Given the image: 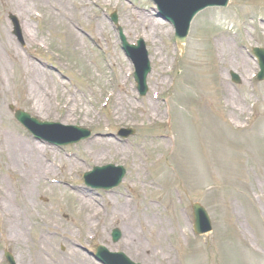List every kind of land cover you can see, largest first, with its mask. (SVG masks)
<instances>
[{
    "label": "rangeland",
    "instance_id": "rangeland-1",
    "mask_svg": "<svg viewBox=\"0 0 264 264\" xmlns=\"http://www.w3.org/2000/svg\"><path fill=\"white\" fill-rule=\"evenodd\" d=\"M71 2L78 7L80 0ZM87 2V18L76 21L86 35L82 41L85 50L76 52L72 40L61 35L66 23L52 24L47 9L37 7L36 0H30V17L10 8L9 0H0V42L4 40L1 30L5 28L23 58L31 55L46 63L51 69L50 89L55 93L54 108L43 115L35 114L16 72L12 95L5 107L7 117L0 119V125L5 128V134L12 133L24 142L51 148L45 157L50 162L55 160L58 167L59 161L73 156L81 159L71 169L70 176L64 177L61 170H56L59 176L54 180L58 184L48 192H41L42 187L38 189L36 211L40 213L41 209L52 207L58 219H50L51 223L32 221L29 247L37 244L41 233L51 227L57 231L51 245L57 253L66 254L68 245L60 235L72 228L77 236L75 249L98 264L102 263L91 254L98 245L123 252L135 263L147 264L144 257L123 245L126 228L117 221L102 222L98 231L86 236L77 223L80 214L77 200L72 196L79 190L91 191L102 208H109L110 200L118 204L131 201L138 213L151 205L154 209L139 219L137 232L142 235L143 248L159 253V263L166 255V261L161 264H252L253 261L264 264V81L257 80L259 66L252 53L255 47L264 48V0H230L227 8L205 9L193 20L182 47L175 42L173 26L157 18L150 0ZM38 11L46 15L44 21H37ZM114 12L129 43L140 38L146 41L152 72L144 97L137 91L135 69L123 53L117 27L111 22ZM11 14L20 21L24 46L13 34ZM96 16L105 28L103 37L95 33ZM138 17L155 20L161 29L149 34L147 28L137 25ZM28 25L38 35L35 40L39 46L28 42L25 36ZM222 37L230 39L234 50L239 48L248 57L249 65L240 66L239 61L233 67L227 65L223 47L217 41ZM93 38L100 42L101 48L92 42ZM85 51L87 57L82 56ZM234 74L238 82H234ZM222 78L237 101L239 111L235 114L226 105ZM120 90L127 93L128 101L138 109L115 122L111 95L119 94ZM63 95L69 99L73 95L81 104L69 123L64 122L65 117L61 118ZM107 97H111V102L104 108ZM228 101L232 103L231 98ZM151 103L164 112V118L150 124L141 118V113ZM11 106L41 121L89 129L92 135L78 144L60 147L36 141L15 120ZM242 109L243 114L239 113ZM128 128L135 129L133 137L118 136L120 129ZM93 138L119 141L125 152L118 156L102 153L100 162H95L85 154V144ZM97 150L92 148L90 154ZM188 151L190 155L183 154ZM185 155L189 158V174L183 173L186 178L179 171L180 159ZM107 164L125 168L127 174L122 184L109 192L86 187L84 173ZM7 182L10 194L18 202L20 194L15 188L20 184L18 176L7 177L0 165V188L7 187ZM258 184L259 189L255 190ZM193 203L202 205L211 217L213 231L207 236L198 237L193 232ZM236 213L241 218L240 226L236 224L239 220ZM114 229L122 233L119 242L112 239ZM7 251L18 264L21 261L32 264L28 259L21 260L20 252L6 241L5 232L0 229V264H8L4 258Z\"/></svg>",
    "mask_w": 264,
    "mask_h": 264
},
{
    "label": "bare ground",
    "instance_id": "bare-ground-1",
    "mask_svg": "<svg viewBox=\"0 0 264 264\" xmlns=\"http://www.w3.org/2000/svg\"><path fill=\"white\" fill-rule=\"evenodd\" d=\"M71 1L36 0L35 5L47 9V15L52 24L66 23L64 36L72 40L71 45L76 52H81L85 50L82 43L84 34L79 30L76 21H82L87 18L86 4L88 2L87 0L85 2L80 0L78 7H74ZM8 6L23 13L24 16H31L30 0H9ZM137 25L147 28L149 34L158 33L161 29L155 20H151L148 17H138ZM95 28V33L98 35H101L105 30L100 21L97 22ZM25 31L28 42L34 44L35 38L38 35L31 31L30 25L25 27ZM1 33L4 35V40L0 42V119L7 117L5 107L12 95V86L15 84L16 72L19 73L20 81L27 91L26 100L30 104L31 110L40 115L52 110L54 108L55 93L50 89L52 84L51 69L41 61H34L32 56L23 58L18 47L7 35V30L2 28ZM101 36L103 37V35ZM103 39H99V41ZM217 41L219 47H223L222 54L227 65L233 67L237 61L240 62V66L249 65L248 57L239 48L234 50L230 39L222 37L217 39ZM95 44L101 48L100 42L98 43L97 41ZM82 56L87 57L86 51L82 53ZM121 82L124 83L122 78ZM220 84L227 98L226 105H230L232 113L235 114L236 111H239L237 101L234 97H231L224 78H222ZM157 88L159 87L157 86ZM123 93L120 90L119 94L113 95L112 119L115 122H120L124 115L138 109L137 106L128 101L127 93ZM61 97L63 102L61 109L64 112V116H61V118L65 117L64 122L69 123L71 122V117L76 115L77 111H80L81 104L78 102V99H73L75 98L73 95V98L70 99L69 96L67 98L64 95ZM230 98L232 103L228 101ZM243 110L239 113L243 114ZM86 111V115H89V111ZM141 114V118L148 120L150 123L164 118V112L159 107L157 108L154 103H151L148 109H143ZM4 130L5 128L0 125V165L3 166L7 177L18 176L20 182L19 186L15 185L17 192L20 194L18 202L9 192V182L6 184L7 187L0 188V229L5 232L6 241L20 252L21 260L25 261L24 259H28L32 264H98L94 260L83 256L75 249L77 247L75 242L77 236L74 234L72 228L66 229L60 235L68 245L66 254L57 253L55 247L51 245L53 236L56 235L53 233L57 231L49 229L51 228L49 227L50 225H48L49 228L41 233L37 244L34 246L31 244L29 247L33 229L32 221L38 220L43 222L57 218L56 209L52 207L43 208L40 213L39 210L36 211L37 200L40 197L38 189L42 187L41 192H48V189L55 185L53 179L59 176L56 172L61 170L60 173L64 177L65 175L70 176L71 169L79 165L81 159L73 156L69 160L59 161V168L56 166L55 160L50 162L45 157L46 154L52 151L51 148L36 142H24L12 133L10 135L8 133L5 134ZM118 142L109 138H94L85 144V154L95 160V162H100L99 157H101L102 153L118 156L122 152H125V147H122V143ZM92 148L98 150L91 155ZM183 154L190 155L189 151ZM187 155L181 157V162H179L180 173L186 175L189 174V158ZM102 160L104 161V159ZM184 174L183 176L186 178ZM256 189H259V184ZM74 194L75 196H72L77 200V211L80 214L77 223L81 224L83 232L87 234V237L93 232L98 231L102 222L107 223L110 220H114L126 228L123 245L128 249L135 250V255L144 257L147 260V264H161L166 261V255L161 257L162 261L159 263L157 261L159 253L156 250L143 248L142 235L137 232V226L141 223L139 219L147 217L145 212H150L154 209L151 205L146 208L144 207V211L142 210L138 213L137 210H134L135 208L131 204V201L118 204L110 200V207L102 208L95 198H93L94 195L91 192L76 190ZM259 198L261 199L260 196ZM236 216L239 219L236 221V224L240 226L241 223L239 221L241 218L238 213H236ZM51 220L50 223L52 222ZM52 227L55 228L53 225ZM19 264H22V261ZM252 264L259 263L253 261Z\"/></svg>",
    "mask_w": 264,
    "mask_h": 264
},
{
    "label": "water",
    "instance_id": "water-1",
    "mask_svg": "<svg viewBox=\"0 0 264 264\" xmlns=\"http://www.w3.org/2000/svg\"><path fill=\"white\" fill-rule=\"evenodd\" d=\"M158 3L161 4L159 1ZM167 4L170 7V8L168 7L169 9L165 5L161 6L162 13L166 14L163 17L172 23L176 22L174 23L177 28L176 38L179 43H182L185 41L188 35L191 20L194 18V16L196 15L198 11L203 9V7H200V8L196 7L194 0H167ZM227 4L228 2L225 1L223 5L226 6ZM125 48L127 50L128 55L132 56V58L134 59V62L136 63L138 67V74H137L136 79H137V82L139 83V90L141 94L145 95L147 91L146 77L150 72V66L147 60V54L144 52V47L142 45L140 46V49L139 48L133 49L132 47H129L125 43ZM139 50H141L140 55H138L137 53ZM263 71H264V67H263ZM260 78L261 79L264 78V72L261 74ZM16 117L19 121H21L26 127H28L33 132H37L39 129H45L47 126H52L50 124H41L34 119H30L26 114L22 112H17ZM81 132L83 134H88L87 132H84V131H81ZM83 134H81L80 136H82ZM109 170L114 171L116 176L114 180L109 183L108 187H111V188L116 187L120 184L125 174V171L122 168L116 169L113 166H109L105 168H96L95 173L88 175V177H92V176L95 177V176H98V174H101ZM88 177H87V180H88ZM97 187H100V186H97ZM193 209H194V215H195L196 231L199 234H205V233L210 232L212 227H211L210 218L208 214L206 213V211L199 205H194ZM113 237L115 238V240H117L120 237L119 232L115 231ZM106 253L107 251L104 248L100 247L98 257L101 258V255L106 254ZM111 256L117 257L119 260L124 262L123 264H133L123 254H120V255L111 254ZM8 259L11 261L12 264H14L10 256H8Z\"/></svg>",
    "mask_w": 264,
    "mask_h": 264
}]
</instances>
